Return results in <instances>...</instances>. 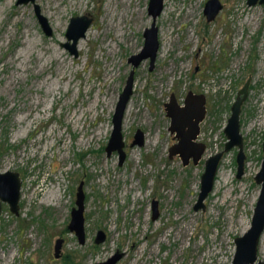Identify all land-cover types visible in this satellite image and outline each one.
Here are the masks:
<instances>
[{"label": "rangeland", "instance_id": "1", "mask_svg": "<svg viewBox=\"0 0 264 264\" xmlns=\"http://www.w3.org/2000/svg\"><path fill=\"white\" fill-rule=\"evenodd\" d=\"M120 1L11 0L2 8L0 172H17L21 187L18 215L2 203L0 264H95L117 251L123 254L115 264H232L233 240L250 226L264 141L262 4L220 0L222 9L207 21V0L163 1L154 67L149 69L148 58L134 67L131 110L126 107L121 128L125 159L119 164L117 151H105L112 114L133 69L128 58L142 49L143 31L152 23L149 0ZM35 4L52 28L50 36ZM75 15L92 18L76 56L63 45ZM109 18L113 25L121 20L122 39L132 34L133 48L116 35L117 27H109ZM167 37L172 45L164 50ZM113 46L116 52L108 54ZM247 79L240 113L244 173L236 177L237 148L224 152L205 209L194 210L204 160L223 150L230 105ZM189 91L206 96L198 136L206 149L198 164L184 166L178 155L169 157L176 139L164 104L171 93L182 103ZM136 129L143 131L142 145L131 144ZM81 181L83 244L67 228ZM98 230L105 238L95 243ZM57 238L63 239L59 258ZM263 239L264 231L258 245L264 262Z\"/></svg>", "mask_w": 264, "mask_h": 264}, {"label": "water", "instance_id": "2", "mask_svg": "<svg viewBox=\"0 0 264 264\" xmlns=\"http://www.w3.org/2000/svg\"><path fill=\"white\" fill-rule=\"evenodd\" d=\"M163 1L164 0H149L148 13L152 17V23L143 31L144 43L142 49L138 53L130 55L128 58L133 69H131L126 78L112 114V130L105 151L108 155L113 151H117L119 164H122L125 159L121 128L127 103L132 94L134 67H137L141 61L147 58L149 59V69L151 70L154 67L159 48L156 18L160 15L163 9ZM257 1L264 5V0H247V3L252 5ZM28 2L33 3L34 0H17L16 3L26 4ZM220 8L221 5L219 0H207L204 5V15L206 20H213ZM35 13L43 32L50 36L52 34V28L46 17L41 14L37 4H35ZM91 21L92 18L88 15H75L70 17L65 33L67 41L63 45L71 54L75 56L77 55L76 46L78 40L85 36L86 30ZM248 91L249 80L238 89L236 97L230 106V115L223 128V132L227 138L223 150L209 155L204 160L205 167L200 176V189L193 206L194 210L205 209L204 200L213 189L219 162L224 152L233 147L237 148L236 177L240 178L244 173L246 155L243 149V136L240 132V113L241 107L248 95ZM205 102L206 99L203 94L189 91L185 95L182 104L177 101L173 93H171L169 101L164 104L166 115L170 119L168 130L174 134V138L176 139V142L172 144L168 150L169 156L172 157L173 155H178L184 166L188 165L191 161L193 164H198L204 156L206 145L198 140V136L200 134V124L204 120L207 111ZM143 136V131L141 129H136L131 144L141 145L143 142ZM262 152L261 166L254 176L255 182L260 185L258 199L253 209L249 228L241 235L236 236L233 240L235 249L232 264H264L262 260L258 259V245L264 231V141L262 143ZM20 187L21 180L17 172L10 170L0 172V211L2 208V202H6L13 213H18ZM83 211L84 191L81 181L77 187L75 206L71 209V216L68 223L69 230L75 233L80 244L85 242ZM157 216L158 202L153 200L152 218L155 219ZM104 238V231L98 230L94 241L95 243H100ZM62 242L63 239L61 238H58L55 241V257L60 253ZM122 254L123 253L117 251L106 260L95 264H115L121 258Z\"/></svg>", "mask_w": 264, "mask_h": 264}, {"label": "bare ground", "instance_id": "3", "mask_svg": "<svg viewBox=\"0 0 264 264\" xmlns=\"http://www.w3.org/2000/svg\"><path fill=\"white\" fill-rule=\"evenodd\" d=\"M10 1L11 0H5L4 1V4L2 5V7H0V13L2 12V8L3 7H7V6H9V4H10ZM125 1V0H124ZM129 1V0H128ZM122 4H123V0H121L120 1ZM129 7V6H128ZM128 7H127V10H128ZM111 10L112 9H110V12L108 13L109 14V16H110V13H111ZM126 10V9H125ZM173 10V9H172ZM112 11H114V10H112ZM193 11L191 10L190 11V13H192ZM189 13V14H190ZM135 14V13H134ZM117 15V14H116ZM125 15V13L124 12H121L120 14H119V18L120 19H122V16H124ZM145 16V15H144ZM118 17V16H117ZM127 17V16H126ZM141 17H142V12H141V10L137 13V15L135 16V17H133V19L136 21V22H139L140 21V19H141ZM0 18H1V16H0ZM129 18V17H128ZM112 19V18H111ZM111 19L109 18V22H108V25H110L109 27L111 28V29H113V28H115V27H117L115 30H116V35L118 36V37H120L121 38V41H123L124 43H126L127 44V46L128 47H131V48H133L134 47V42L132 41H130L131 39H132V34H129L128 35V37H126V39H122V29H121V27H120V24H121V20L119 19V22L117 23V25H113V22L111 23ZM142 22V21H141ZM142 23H144V22H142ZM126 24V23H125ZM106 32V31H105ZM163 37H165V33H163ZM165 39V38H164ZM79 43V42H78ZM119 43V42H118ZM120 44V43H119ZM80 45H81V43H80ZM79 45V46H80ZM107 45V44H106ZM105 45V46H106ZM171 45H172V40H171V38L170 37H167V41H165L164 42V50H167L168 48H170L171 47ZM114 52H116V50L114 49V46L113 47H111L110 49H109V52H108V54H110V53H113L114 54ZM117 62V61H116ZM114 76V75H113ZM111 78H113V77H111ZM128 107V110H127V108H126V110H127V113H128V111H130L131 110V107H130V105L129 106H127ZM129 116V115H128ZM223 176V175H222ZM244 224V223H243ZM242 227V226H241ZM244 228V227H243ZM264 240V239H263ZM13 257V256H12ZM6 262H5V264H8V259H6L5 260Z\"/></svg>", "mask_w": 264, "mask_h": 264}, {"label": "flooded vegetation", "instance_id": "4", "mask_svg": "<svg viewBox=\"0 0 264 264\" xmlns=\"http://www.w3.org/2000/svg\"><path fill=\"white\" fill-rule=\"evenodd\" d=\"M219 2H220V5H221V8L219 9V11H220V10L222 9L223 4L221 3L220 0H219ZM246 3H247V0H246ZM256 3H259V2L257 1ZM256 3H255V4H256ZM255 4H252V5H255ZM259 4H260V3H259ZM204 5H205V4H204ZM247 5H249V4L247 3ZM249 6H250V5H249ZM262 6H263V9H264V5H263V4H262ZM219 11H218V13H219ZM203 13H204V8H203ZM218 13H217V14H218ZM217 14H216V16H217ZM216 16H215V17H216ZM215 17H214V18H215ZM205 18H206V17H205ZM247 80H249V79H247ZM247 80H246V81H247ZM246 81H245V82H246ZM245 82H244V83H245ZM249 83H250V81H249ZM204 96H205V95H204ZM205 99H206V96H205ZM182 103H183V101H182ZM182 103H180V104H182ZM205 106H206V102H205ZM230 106H231V105H230ZM206 110H207V107H206ZM206 112H207V111H206ZM205 116H206V115H205ZM204 118H205V117H204ZM202 122H203V121H202ZM202 122H201V123H202ZM200 131H201V124H200ZM133 136H134V135H133ZM132 141H133V140H132ZM174 143H175V142H174ZM174 143H173V144H174ZM142 144H143V142H142ZM142 144H141V145H142ZM134 145H135V144H134ZM137 145H139V144H137ZM168 153H169V152H168ZM169 157H170V156H169ZM191 162H192V161H191ZM2 203H6V202H2ZM9 209H10V207H9ZM1 210H2V208H1ZM10 211H11V209H10ZM0 212H1V211H0ZM11 212H12V211H11ZM18 212H19V209H18ZM12 213H13V212H12ZM14 214H15V213H14ZM15 215H18V213L15 214ZM67 228H68V226H67ZM68 229H69V228H68ZM57 239H58V238H57ZM61 239H62V238H61ZM94 239H95V238H94ZM55 241H56V240H55ZM61 247H62V245H61ZM60 255H61V248H60V253H59V255H58L56 258H59ZM54 257H55V256H54ZM68 259H70V258L68 257ZM70 260H71V259H70Z\"/></svg>", "mask_w": 264, "mask_h": 264}]
</instances>
